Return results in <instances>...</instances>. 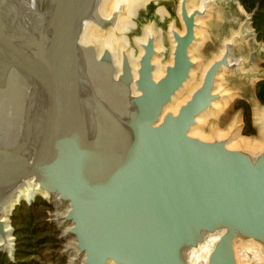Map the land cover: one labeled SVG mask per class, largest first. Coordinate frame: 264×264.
<instances>
[{"label":"water","instance_id":"obj_1","mask_svg":"<svg viewBox=\"0 0 264 264\" xmlns=\"http://www.w3.org/2000/svg\"><path fill=\"white\" fill-rule=\"evenodd\" d=\"M188 1L177 0L184 33L171 32L174 48L166 26L176 19L163 24L154 15L165 7L169 17L173 0L152 2L145 24L137 17L140 31L152 24L162 33L142 45L134 80L126 51L115 78L108 50L93 57L91 46L80 45L84 23L103 30L114 24V16L97 17L99 0H0V211L33 179L56 199L48 201L57 211L53 221L74 239L83 264H190V253L211 236L217 239L203 264H237L236 240L264 247V150L252 155L228 149L223 139L189 135L196 117L218 99L217 73L239 69L232 51L246 36L225 48L176 114L164 113L198 63L188 55L195 20L202 17V24L210 14L188 13ZM246 26L252 29V15L228 36ZM161 34L169 61L154 80ZM0 238H6L1 220ZM13 255L14 249L9 260Z\"/></svg>","mask_w":264,"mask_h":264},{"label":"rangeland","instance_id":"obj_2","mask_svg":"<svg viewBox=\"0 0 264 264\" xmlns=\"http://www.w3.org/2000/svg\"><path fill=\"white\" fill-rule=\"evenodd\" d=\"M151 3L138 11L137 17L140 24L146 23L144 9L147 10ZM238 4L233 0H217V3L211 7L209 16L203 20L202 26L204 29L199 30V34L201 33L199 42L202 41V46L192 53L194 59L196 58V61L200 63L199 73L202 67L219 53L224 39L229 38L231 32H234L231 31L228 36V31L237 29L242 22L248 19L249 14L243 7H240V9ZM159 8L163 9V11L160 9L161 14L157 12ZM159 8L155 10L154 14L159 17L160 21L165 19L163 24L173 19V17L177 20V0H173L172 7H167L169 17H167L168 12L165 7ZM136 26L137 24L135 28L125 33L130 32L128 35L130 40L127 38L130 48H132L130 49L132 57L137 55L138 51L131 39L133 37L139 38L142 34ZM252 29L249 32L251 31L254 34ZM157 31L162 33V28L158 26ZM158 43L161 50L164 47L162 57L159 60L160 63L157 59L160 67L161 64L169 61L170 44L165 34L158 37ZM232 58L239 69L236 68L229 73H222L219 82L220 90L228 95L226 98L227 104L217 117H209L202 126V131L197 133L210 137L213 130L220 133V135H225L233 123L237 122L239 128L237 129L238 134L234 137L236 139L233 138L232 140L234 144L261 145L263 144V138L260 130L255 125L253 112L256 107L264 110V45L259 43L254 35L253 38L238 43L233 48ZM247 115H249L250 120L246 119ZM35 198L30 205L21 202L9 217L10 227L13 229L15 250L16 247L21 250L19 256L22 257V260H20V263L69 264L72 240L64 237L63 228H59L53 221V215L57 213L55 205L43 200L41 196ZM1 257H6L10 263L15 262V258L9 260L7 255L0 252V264H6Z\"/></svg>","mask_w":264,"mask_h":264},{"label":"bare ground","instance_id":"obj_3","mask_svg":"<svg viewBox=\"0 0 264 264\" xmlns=\"http://www.w3.org/2000/svg\"><path fill=\"white\" fill-rule=\"evenodd\" d=\"M100 3L97 6V17L99 19L108 20L112 16H114V24L106 30L100 29L93 21H88L84 23L79 42L80 45L86 47L91 46L93 51V57H99L103 50H108L112 57V64L115 69L114 77L116 78L121 72V52L126 51L128 61L131 67L132 76L134 80L137 78V69H138V60L142 54V45L146 42V39L149 36H154L157 31V27L152 24L145 25L141 28L142 35L139 38L134 39V44L139 51L138 56L131 55L130 50H126L128 47V38L126 36V32L135 28L136 25V17L137 13L141 8H145V6L149 5L150 2H155L157 0H99ZM181 0H179L180 3ZM213 0H192L187 3L188 13H191L194 9L203 10L204 15L207 16L210 13V6L212 5ZM163 9H158V14H161ZM165 13V12H164ZM153 15V14H151ZM155 15V14H154ZM179 16V9H178ZM203 16V17H205ZM202 17H198L195 20V40L192 45L188 49V55L190 60L195 63V59L192 53L202 46V41L199 42L201 33L199 34V30L204 29L200 19ZM180 19V16H179ZM203 22V21H202ZM250 27L246 26L245 33L242 32H231L229 38L225 39L223 42V49L221 52L212 60H210L204 67H202L200 73V63H195L194 67L190 70V74L188 79L184 82L183 86L176 92V94L172 97L171 102L164 108V113L171 112L172 114H176L179 107L185 103L193 93L195 89H197L202 82L203 76L208 69V67L216 60H218L221 55L224 53L225 48L228 45H232L234 43V39L239 37L240 35L246 36L243 39V42L251 38L250 35ZM176 31L178 34L182 35L184 33V27L182 23L179 21L172 20L168 22L166 26V32L171 39L172 48H174V41L172 39L171 32ZM203 34V33H202ZM128 44V45H127ZM155 51L156 55L152 59V63L154 65V69L152 72V76L154 80H158L164 75V69L166 66L162 65L159 67L157 62L158 54L161 51L158 43V38L155 39ZM88 59V56H86ZM90 58V56H89ZM172 60V56H171ZM172 63V62H171ZM230 67H232L233 62L232 59L229 58ZM171 65V64H170ZM229 68H222L216 75V79L214 82L213 93L218 95V99L212 102V106L201 113L196 117V123L191 127L189 131V135L192 137L199 138L203 141H210L211 139H223L225 140V145L228 149L236 150H244L252 155H257L264 150V142L261 145L241 143L234 144L232 142L233 138L238 134L237 129L239 128L238 123L235 122L231 126L230 130L225 135H220L216 131L211 132L210 137H205L199 134L202 131V126L205 124L206 120L209 117H217L221 112L222 108L227 104V94L220 90L219 82L220 75L222 73L225 74ZM132 91L134 94H137L133 85ZM254 121L256 126L260 130L261 136L264 141V110H260L258 108L254 111ZM199 131V133H197ZM228 138H225L227 137ZM236 138H234L235 140ZM36 196H41L43 200L53 201L56 204V199L50 197L46 192L42 191L38 184L34 182L33 179L26 180L17 190L16 195L13 197L11 201L7 203V205L0 211V220L4 223V228L6 230V238H0V247L3 251H5L6 255H10L12 249H14L15 255V243L13 238V229L10 227L9 217H11V213L14 209L21 203L25 202L27 205H30L33 202V199ZM36 199V198H35ZM67 208V205H66ZM67 232V228L64 229V233ZM216 236L209 237L204 244L200 245L197 249L193 250L190 253L189 261L190 264H203L207 261L208 255L216 241ZM72 246L75 251L73 256L69 259V264H75L76 261L80 264H83V256L77 254V250L75 248V241L72 239ZM234 252L237 264H264V247L259 244L254 243L251 240L240 241L236 240L234 245ZM13 255V256H14ZM107 264H114L109 261Z\"/></svg>","mask_w":264,"mask_h":264},{"label":"trees","instance_id":"obj_4","mask_svg":"<svg viewBox=\"0 0 264 264\" xmlns=\"http://www.w3.org/2000/svg\"><path fill=\"white\" fill-rule=\"evenodd\" d=\"M243 9L249 14L252 15V28L256 34V39L259 43L264 45V0H238ZM246 119L250 120L249 115L246 116ZM249 121L247 120V123ZM18 246V245H16ZM15 250V262L10 263L6 257H1L3 262L6 264H23L20 263L22 257L19 256L21 253L20 249ZM26 264V263H24Z\"/></svg>","mask_w":264,"mask_h":264}]
</instances>
